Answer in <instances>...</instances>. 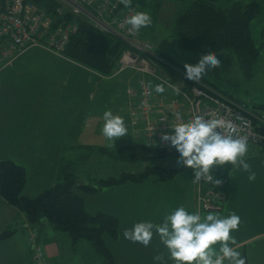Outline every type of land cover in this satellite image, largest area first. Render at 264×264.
<instances>
[{
	"label": "rangeland",
	"instance_id": "obj_1",
	"mask_svg": "<svg viewBox=\"0 0 264 264\" xmlns=\"http://www.w3.org/2000/svg\"><path fill=\"white\" fill-rule=\"evenodd\" d=\"M191 1L193 0H131V4H138L139 12H147L151 15L152 18V24L147 28H141V30L139 31L141 38L146 39L152 43L153 52H157L158 54H163L169 58H172L184 70L185 63L194 65L198 62L201 55L204 54L190 53L182 50L177 45L176 41L178 37L173 31L174 19L185 9V7ZM222 1L229 3L238 0ZM260 14L252 20V35L256 41V44L262 46L259 57L254 65H252L250 68H244L238 61L233 51L223 50L214 53L221 61L220 67L207 70L206 74L201 78V81L209 82L214 88H216V90L233 99L245 101L249 106L252 105L250 104L252 103V101L260 100V103L261 100H264L263 1L261 2ZM62 59L67 58L63 54L57 56L41 47L29 48L20 57H18L11 66L4 68L0 72V76H3V79H6L3 82V85L1 87L2 89H0V95L4 96V94H9L12 90L21 92L26 91L29 94H34V96L42 95L43 91L45 90L46 94L49 88L48 85L52 84V80L54 85H57L58 82H60V87H62V78H60L61 73L59 71L61 66H64V64H61L63 61ZM121 73L113 79H98L99 82H96V84L98 83V86L100 88L99 90L101 92H106L107 83L108 91L111 93V90H113L112 94L109 96L108 104L110 105V100H112L114 115H119L118 109L120 107V111H125V108L127 109V104L125 103V89L123 79H127L130 75H132L131 77H133L137 74L136 71L131 69L124 70V72ZM7 75H11L12 77H9ZM50 75L53 77H50ZM164 75L169 79H172V77H170L167 72H164ZM46 76H49L51 78L48 84H46ZM89 78L90 80L92 79L91 74H89ZM43 81H45V84L43 83ZM92 83L94 82L92 81ZM90 86L92 88V85ZM12 87H14V89H12ZM167 90L169 92V89H166V91ZM85 91V88H83V92ZM116 93H118V95H116ZM56 94L57 92L55 93L54 89H52V106H54V104L55 106H59L61 103V100L57 97ZM60 95H62L61 91ZM65 97L66 95H63V97L61 98L63 100L61 103V108L66 111V113L62 115V118L65 119V123L62 122L60 126L54 125V114H50V116L46 114L44 107H37L38 113L34 115V119L35 121L36 118L42 119L46 114L47 125L45 128L44 124H38L32 125V127L34 128L32 129L31 124L32 122H35L32 121L31 123H28L29 127L32 130L27 131L26 128H24L18 131L16 127L9 128V126L11 125L8 122L9 119H7L9 118V116H5L6 118H2L1 122L3 123V130L1 129L0 136L3 137V140L0 141V154L9 155L19 162L27 161L30 163L25 164L24 166L26 168L27 175L23 191V193H25L24 196L27 195L29 197H34L35 195L43 191L45 187L48 188L54 185L58 180V182H61L64 179L63 175L65 173L71 174L76 177L75 185H77L78 178H86L92 184L95 182L94 184L99 187V189H101V191L96 195H92V197L90 198H84L85 204H88L90 199L94 201L97 198L100 199L101 197H114V188L106 189L108 187L110 188V185H98L100 178L104 177V179H106L107 177L110 178L109 176L113 177V175L120 170L122 171V174L123 172L138 173L141 170L140 163H136L133 161H131L130 163L129 154H117L113 150L114 141L107 140L105 137H103L101 132L102 126L100 127V125H103L104 123L102 114L105 110L100 108L97 111L96 108H89L87 110H84L83 115H80L78 112L75 113V111L78 109L74 110L75 105H73L72 102ZM5 101L7 103L6 106H9L8 103L10 102V99H8L7 96ZM5 101L1 102L3 107L5 105ZM38 102L42 103V98L40 99V101L38 98ZM28 103L31 104V101H29ZM48 104V106H50V103ZM252 107L256 106L247 108ZM58 117L59 115H56L57 119ZM95 122L98 124V126L95 125ZM80 127L83 128L80 132V136H78L79 134L74 135L75 131L77 132ZM11 129H13L14 131H10ZM12 137H15V139H12ZM60 140L63 142L65 141L66 146H64V144H61L59 148ZM96 142H99L97 144L105 147L103 153H100L97 148L92 147V145H95ZM47 144H49L48 149ZM80 144L82 145L80 146ZM84 144L88 145L84 147ZM56 145L57 147H55ZM59 149L60 152H65V154H60L59 156L57 154L59 152ZM60 162L61 169L59 168V166H57V163L59 164ZM40 163L43 164L45 171L35 173L32 169V165L36 166ZM130 165L131 169L129 170ZM232 170L233 167L231 166L229 169V173H227V177L228 175H230V172ZM121 175L119 174V176ZM222 177L224 176H221V178ZM192 179L193 170L185 166L180 172L175 174L172 179L160 181L156 180V176L153 175L148 176L139 182L128 180L121 184L114 185V187L117 186L120 191L118 194L116 193V197H118V201L120 204L124 203L123 196H127V194L129 193L128 190H130L132 201L137 203L140 198L139 192L147 190L149 186L152 185L163 189V199L161 202L163 204V210L160 211V216H157L154 222L151 221L153 223H162L163 217L166 214L171 213L176 208L181 206H183L188 212L195 213L193 211H190L191 201L193 200L194 185ZM87 180H85L84 185H86ZM221 187L222 186H219V188ZM225 188L226 186L224 185L223 189ZM79 190L83 193L93 191L91 189L85 190L80 186ZM176 200L179 201V204L177 206H174V202ZM222 204L223 202H221V206ZM238 207H240V205ZM236 208L237 202L236 198H234L231 202V213H235ZM242 208H244V206ZM242 208L240 210H242ZM221 212H224V209L222 211H205L201 213V216L203 217L205 216V214L219 215ZM229 214L224 215L223 217H227ZM236 215L240 217L239 228L238 230H234L231 232V235L235 238L236 242L244 241L243 243H246L248 241L247 239L249 237L248 234H250V231L252 233L257 231H264V225L253 226L250 230H247L248 224H245L244 215H242L241 213H237ZM136 216L140 218L138 212H136ZM143 220L148 221V218H145L143 216ZM122 221L123 220L120 219L118 224L119 228L120 226H122ZM138 244L141 247L140 261L142 263L159 264V262L154 261L153 257L160 253H163L165 259H167V250L160 242L158 235H156L155 233L148 246L145 247L140 243ZM252 245L255 248L252 249ZM218 247L219 245H216L217 249ZM233 247L240 253L246 252V255L248 257V264L251 263L252 256L253 263L251 264H264V240L259 239L256 242H251V240H249L242 247ZM167 264H172V262L168 261Z\"/></svg>",
	"mask_w": 264,
	"mask_h": 264
},
{
	"label": "trees",
	"instance_id": "obj_2",
	"mask_svg": "<svg viewBox=\"0 0 264 264\" xmlns=\"http://www.w3.org/2000/svg\"><path fill=\"white\" fill-rule=\"evenodd\" d=\"M31 1L54 18V27L59 23L60 19L53 16L56 6L55 1ZM260 1L264 2V0H252L246 3L238 1L226 3L222 0L191 1L174 19L173 31L178 37L176 41L178 47L190 53L204 54L231 50L244 68H250L257 61L262 48L261 45L254 42L250 28L252 20L261 12ZM63 19L66 21L74 20L78 23L77 30L69 36L68 42L62 51V54L67 59L97 75L107 78L124 72V70L117 72L118 60L122 52L128 47L127 42L123 38L112 33L101 32L84 20L74 18L69 13ZM146 57L152 62L156 74L171 84H182L185 89L192 85H203L210 88V90L214 88L207 81L200 80L195 82L186 79L185 70L172 58L163 54H158L157 56L148 54ZM127 69L129 68L125 70ZM164 72H167L172 79L166 77ZM140 77H142V74ZM140 77L125 87L127 109L125 108L126 112L121 111V114L123 117H126V114L129 115L131 129L124 137L115 140L113 143V150L117 154H129L130 160L136 163L150 162L153 159L174 154V152L169 153L165 148L159 146H146L143 140L135 137L132 132L134 129L131 125L130 117L132 96L127 93V89L130 86H134ZM161 83L158 79L153 80L154 86ZM164 86L165 89H169V92L167 90L163 94H157L153 89V93L156 96L171 95L172 89L166 84ZM212 91L214 92V90ZM222 96L226 97L225 95ZM120 110L121 107L119 108V113ZM95 125L98 126L96 122ZM259 131L264 135V127H260ZM104 149L105 147H100L99 151L103 153ZM228 165L226 164L216 173L218 178L227 176ZM184 167L163 170L151 166L138 173L124 172L119 177L101 179L98 185L114 186L128 180L139 182L153 175L156 176V180L164 181L172 179ZM63 176L64 179L61 182L44 189L34 197L24 196L22 190L26 182L25 168L11 159H1L0 197L7 204L22 211L30 224L40 223L44 218L46 219L44 223H48L54 228L67 233L72 244L80 240L89 241L98 256L103 259L104 264H116L105 237L108 236L112 239L117 237V218L104 212L89 214L85 209L83 198L74 192L76 177L65 173ZM82 187L85 190L92 189L90 185ZM29 231H34V243L41 245L44 250L42 243L37 239L38 232L34 228H30ZM11 233V231H4L0 234V240L6 239ZM45 257L48 262L46 252Z\"/></svg>",
	"mask_w": 264,
	"mask_h": 264
},
{
	"label": "crops",
	"instance_id": "obj_3",
	"mask_svg": "<svg viewBox=\"0 0 264 264\" xmlns=\"http://www.w3.org/2000/svg\"><path fill=\"white\" fill-rule=\"evenodd\" d=\"M250 1L252 0H243V1L238 0V2H242V3H246ZM261 2L262 1H260V3ZM250 28L251 29L253 28L252 23ZM254 42L256 43L255 39ZM152 54L156 56L158 55L157 52H153V49H152ZM62 60L63 61L61 64H64V66H61L59 70L61 73L60 78H62V82H61L62 87H60V82H58L57 85H54L52 80V84L48 85L49 88L46 94H45V90L43 91L42 95L39 96H34V94H29L26 91L21 92V91L12 90L9 94H4V96L0 95V132L1 129L3 130V123L1 122V119L6 118L7 116H9V118L7 119H9L8 122L11 124L9 128L16 127L18 131L24 128H26L27 131L32 130L34 129L32 125H38V124H44V128H45L47 125L46 114H48L49 116L50 114L51 115L54 114L53 121L56 122V123L54 122V125L60 126L62 122L65 123V119L62 118V115L66 113V111L63 110V108H61V103L63 101L61 98L63 97V95H66L65 98L69 99L72 102V104L75 105L74 110L78 109L75 111V113L78 112L80 115L81 114L83 115L84 110H87L89 108L90 109L96 108L97 111L100 108L103 110H111V112L114 114L112 100H110L111 104L110 105L108 104L109 96L112 94L113 90H111V93L108 91L107 88L108 83H107L106 92L105 91L101 92L99 90L100 88L98 86V83L96 84V82H99V80H104L108 78L97 75L94 72L88 70L87 68L81 67L78 64H75L67 59H62ZM89 74L92 75L91 80L89 78ZM119 74L109 79H113ZM7 76L12 77L11 75H7ZM131 76L132 75H130L127 79H123L124 89L128 84L133 82L136 78L140 77L141 74L137 72L135 76L133 77ZM50 77L53 76L50 75ZM50 77L49 76L45 77L46 84H48L49 80L51 79ZM5 80L6 79H3V76H0V89H2L1 87ZM92 81L94 83H92ZM43 83L45 84V81H43ZM90 85H92V88ZM83 88H85L86 90L85 92H83ZM12 89H14V87H12ZM52 89H54L55 93L57 92L56 95L61 100L59 106H55V104L54 106H52L51 104ZM212 90H214V92L218 94L225 95L224 93L216 90V88H213ZM60 91L62 92V95H60ZM116 95H118V93H116ZM124 95L126 101V93ZM6 96L8 97V99H10V102L8 103L9 106H6L7 105L5 101ZM225 96L228 97L227 95ZM38 98L39 101L42 98V103L38 102ZM228 98L244 108L257 106V105L264 106V100H261L260 103H259L260 100L252 101V103H250L252 105L249 106L245 101H239L231 97ZM2 101H5L4 107L2 106L1 103ZM29 101H31V104L28 103ZM48 103H50V106H48L49 105ZM37 107H41V108L44 107L46 114L44 118L42 119L36 118L35 121L34 115L38 113ZM56 115H59L58 119L56 118ZM119 115L123 117L121 111ZM125 116L126 117H123V119L128 131H130L131 126L129 121V115L126 114ZM32 121H35L36 123ZM31 122H32L31 124L32 129L29 127L28 124ZM48 124H49V120H48ZM82 129L83 128L80 127L77 131L78 133L75 131L74 135L79 134L78 136H80V132ZM10 131H14V130L11 129ZM15 137H12V139H15ZM2 140L3 137L0 136V141ZM99 142H96L95 145H92V147L97 148V150H99V148L102 147V145L97 144ZM61 144H64V146H66L65 141L63 142L60 140L59 148ZM81 145L82 144H80V146ZM87 145L88 144H84V147H86ZM48 147L49 144H47V149ZM55 147H57V145ZM57 154L60 156V154L63 155L65 154V152H60L59 149V152ZM263 155H264V148L259 153H254L253 151L248 149V152L244 157L246 162L251 165V170L256 173V179L254 181L248 180L247 172H244L243 170L237 168H233V170L230 172V175H228V177L226 176V181L220 185L222 186L220 188V193L223 195L222 196L223 204L221 206V210L219 211H222L224 209V212H221L217 216L223 217L224 215L231 213V202L233 201L234 198H236L237 208L235 214L241 213L242 215H244L245 224H248L247 230L248 229L250 230L251 227L253 226L264 225V156ZM1 159H11L23 167L25 166V164H30L27 161L19 162L16 159L10 157L9 155L0 154V160ZM129 161L131 163L130 159ZM57 166H59V168L61 169V162L59 164L57 163ZM231 166H232L231 164L228 165L227 173H229V169ZM32 169L34 170L35 173L45 171L44 166L41 163L36 166L32 165ZM130 169H131V165L129 166V170ZM59 174H60V170H59ZM119 174L120 175L122 174L121 170L117 171L113 175V177L119 176ZM81 179L82 178H78L77 185L74 186L73 189H75L74 192L80 195L83 198V200L84 198H90L92 197V195H96L101 191V189H99V187H97L94 184L95 182L92 184L86 178H83L82 179L83 181ZM101 179H104V177H101L100 180ZM85 180H87L86 185H84ZM89 185L92 186L91 187L92 188L91 190H93L92 192L83 193L79 190V186L82 187ZM224 185L226 186L225 189H223ZM111 188H114V197L113 196H111V198L101 197L100 199L97 198L94 201L90 199L88 204L84 203L85 209L91 215L97 212H104L106 214L113 215L118 219V224L120 219L123 220L122 226H120V228L118 226V234L116 238L112 239L108 236L105 237V241L111 250L113 259L116 264H145L140 261V256H141L140 245L138 243H133L125 239L123 237V230L131 229L135 223L144 221L143 216L145 218H148V221L154 222L155 218L157 216H160V211L163 210V204L161 202L163 199L164 190L159 187L151 185L147 190H143L142 192H139L140 198L137 203L132 201L130 190H128L129 193L127 194L126 197L122 195L124 203L120 204L118 201V197H116V193L118 194L120 192L118 187L110 186V188L108 187L106 189H111ZM23 191L24 188L22 190V194L24 195L25 193H23ZM178 204L179 201L176 200L174 202V206H177ZM239 205L240 207H238ZM243 206L244 208H242ZM241 208L242 210H240ZM190 211L196 212L195 184L193 185V200L191 201ZM136 212L139 213L140 218L136 216ZM30 228H34L38 232L37 239L40 243H42L44 247L48 259V264H104L103 259H101L98 256L93 245L89 241L80 240L72 244L71 239L67 233L54 228L52 225L48 223L40 222L37 224H30L27 221L26 216L22 211H20L16 207L7 204L1 197H0V234L3 233L4 231H11L12 233L6 239L0 240V264H31V250L27 241V232ZM248 235L249 237L247 240L248 241L251 240V242L252 241L256 242L259 239L264 240V231H257L253 233L250 231V234ZM243 242L244 241L241 242L238 241L236 245L233 246L242 247L247 243V242L246 243ZM253 248L255 247L252 245V249ZM241 256L245 258L246 264H248V257L246 255V252H241ZM251 263H253V256L251 259Z\"/></svg>",
	"mask_w": 264,
	"mask_h": 264
},
{
	"label": "built area",
	"instance_id": "obj_4",
	"mask_svg": "<svg viewBox=\"0 0 264 264\" xmlns=\"http://www.w3.org/2000/svg\"><path fill=\"white\" fill-rule=\"evenodd\" d=\"M56 2L53 16L60 19L54 27V18L31 0H0V72L31 47H41L57 56L68 42L69 36L78 28L77 21H66V14L81 19L101 32L112 33L123 38L128 47L119 60L117 72L126 68L142 74L134 86L127 89L132 96L130 117L135 137L148 146L165 148L173 155L156 158L150 162H140L141 170L155 166L163 170H173L184 166L178 163L179 153L161 139L163 133H172V125L187 122L202 115L207 118H222L233 122L236 134L248 137V149L259 153L264 148V135L259 131L264 127V107L244 108L236 102L213 92L206 86L192 85L185 89L182 84L174 85L156 74L152 62L146 57L152 54L153 45L141 38L140 32H130L123 24L126 17L139 12L138 4L125 7L118 0H53ZM180 88V94L156 96L153 80ZM226 165V164H225ZM224 165V166H225ZM223 167V166H222ZM213 166L214 179L220 184L200 182L195 184L196 212L221 210L223 201L219 186L226 177H217L222 168ZM34 231L27 232V241L32 250V264H48L41 245L34 243Z\"/></svg>",
	"mask_w": 264,
	"mask_h": 264
},
{
	"label": "clouds",
	"instance_id": "obj_5",
	"mask_svg": "<svg viewBox=\"0 0 264 264\" xmlns=\"http://www.w3.org/2000/svg\"><path fill=\"white\" fill-rule=\"evenodd\" d=\"M126 8L131 0H118ZM130 32L139 33L141 28L152 24L151 15L147 12H135L123 21ZM221 61L217 56L208 52L201 55L196 64H184L185 78L199 82L206 71L220 67ZM169 87H172L169 85ZM180 94V88H173ZM154 91L163 94L164 84H156ZM103 137L115 141L124 137L128 129L120 115H114L111 110L103 112ZM172 133H163L161 139L170 143L179 153L178 163L193 170L194 184L200 182L220 184L214 179L211 169L213 166L231 164L233 168L248 173V180L254 181L256 173L244 157L248 152V137L236 134L237 130L232 121L222 118H205L195 116L187 122L171 126ZM240 217L235 213L227 217L208 214L201 216L199 212L190 213L183 206L176 208L163 217L162 223L151 221L137 222L131 229L123 230V237L133 243L148 246L154 233L167 250L165 259L163 253L153 257L159 264H246L241 253L230 245H236L231 232L238 230ZM216 245H219L218 249Z\"/></svg>",
	"mask_w": 264,
	"mask_h": 264
},
{
	"label": "water",
	"instance_id": "obj_6",
	"mask_svg": "<svg viewBox=\"0 0 264 264\" xmlns=\"http://www.w3.org/2000/svg\"><path fill=\"white\" fill-rule=\"evenodd\" d=\"M42 222H46V219L43 218V219H42Z\"/></svg>",
	"mask_w": 264,
	"mask_h": 264
}]
</instances>
